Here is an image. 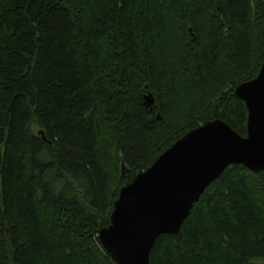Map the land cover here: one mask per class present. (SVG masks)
Returning <instances> with one entry per match:
<instances>
[{
	"label": "trees",
	"instance_id": "trees-1",
	"mask_svg": "<svg viewBox=\"0 0 264 264\" xmlns=\"http://www.w3.org/2000/svg\"><path fill=\"white\" fill-rule=\"evenodd\" d=\"M263 59L264 0H0V264H116L120 188L208 120L246 135ZM149 264H264V170L228 165Z\"/></svg>",
	"mask_w": 264,
	"mask_h": 264
},
{
	"label": "water",
	"instance_id": "water-1",
	"mask_svg": "<svg viewBox=\"0 0 264 264\" xmlns=\"http://www.w3.org/2000/svg\"><path fill=\"white\" fill-rule=\"evenodd\" d=\"M235 94L247 109L246 135L221 118L208 120L184 133L120 188L108 225L98 231L99 242L116 264H149L155 239L179 231L193 204L228 165L264 170V59L257 75L238 84ZM144 102L154 103L151 93Z\"/></svg>",
	"mask_w": 264,
	"mask_h": 264
}]
</instances>
